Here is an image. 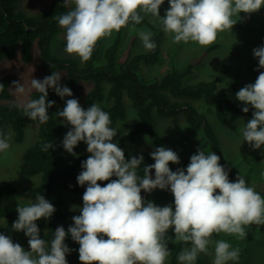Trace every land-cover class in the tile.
Instances as JSON below:
<instances>
[{"label": "clouds", "instance_id": "1", "mask_svg": "<svg viewBox=\"0 0 264 264\" xmlns=\"http://www.w3.org/2000/svg\"><path fill=\"white\" fill-rule=\"evenodd\" d=\"M164 2L64 0L69 10L56 17L65 30L64 51L87 62L100 40L129 25H139L146 15L160 23L173 43L210 46L220 33L232 30L242 19L241 13L250 16L264 7V0H168L170 7L161 18L159 9ZM138 36L145 50H155L151 31L141 30ZM253 56L258 60L257 71L264 69V46L253 49ZM60 80L56 72L42 81L31 78L30 88L41 95L22 104L29 120L43 124L50 119L48 109L55 102L48 100L49 88L62 99L73 96ZM13 86L16 94H25L24 85L14 82ZM235 95L246 105L242 112L248 113L249 105L255 110L239 130L244 141L254 150L260 149L264 145V71H259L255 83L245 85ZM56 115L71 125L62 141L64 150L74 154V148L83 141L90 153L77 176L78 185H87L80 215L73 216V225L67 231L57 227L49 246L40 238L36 222L54 214L53 204L44 195H37L34 203L18 204V219L12 229L25 234L30 251L14 243L10 236L0 234V264H67L66 256L71 250L64 241L69 236L79 245L80 264H166L171 255L167 237L170 228L175 233L173 242L191 245L178 254L179 264H195L198 255L207 254L212 244L213 264H227L239 259V249L224 240L213 241V234L243 239L247 226L264 224V197L248 186L242 175L231 182L214 152L198 148L186 170L178 168L173 172L169 165L180 163L178 154L158 147L150 154L154 163L143 166L141 177L137 169L144 164L143 155L126 161L124 150L113 142L118 131L110 126L109 113L98 104L85 110L77 99H67ZM10 138L11 133L0 132V153L10 148ZM53 147L48 142L42 150ZM153 170L154 179L150 175ZM98 182L107 183L101 186ZM156 189L170 190L174 211L171 205L160 207L144 200L142 191L151 193Z\"/></svg>", "mask_w": 264, "mask_h": 264}, {"label": "trees", "instance_id": "2", "mask_svg": "<svg viewBox=\"0 0 264 264\" xmlns=\"http://www.w3.org/2000/svg\"><path fill=\"white\" fill-rule=\"evenodd\" d=\"M63 2L64 0H52L44 11L26 15V11L18 8V0H0V61L12 60L19 47L21 61L28 64L32 60V48L36 46L46 77L50 76L52 72L59 73L61 86L69 87L73 93L71 98L81 101L82 108L85 110L91 104H100L102 110L109 113L112 121L110 126L113 128L117 122L125 119L123 97H127L135 111L137 121L126 134L117 138L114 143H118L126 157L140 133H146L151 139L153 142L151 152H142L136 156L143 155L144 157V164L137 169L139 176H143V166L154 163L150 154L156 148L164 147L162 137L154 128V113L172 119L184 114L187 124L192 130L202 131L209 142L210 149L220 157L221 166L228 171L229 180L235 182L236 179L223 159L218 139L206 120V116L195 109L192 101L203 100L208 106V114L215 115L220 123L232 129L231 123L225 118V111L237 116H248L250 119L254 111L249 105V112L244 113L242 108L246 105H238L235 102L237 80L234 79L230 89L222 93L216 92V79L184 85L183 79L191 74L194 65H197L201 57L183 69L169 71L158 80L147 82L141 79L134 71V67L140 63L148 64L156 60L163 37L161 25L158 26V31L153 33L152 39L156 44L154 51L145 50L144 53L134 55L132 48L135 39L132 38L127 50L117 55L120 36V32H118L113 42L104 50V62L100 66L95 65V59L101 46L100 41L97 43L91 59L87 62L82 63L76 59L55 57L51 52V43L61 32L56 17L67 12ZM142 25L154 30V27L145 18L138 26ZM212 48L214 46L209 47L205 52L208 53ZM81 81L92 83L85 95L79 90ZM13 82L14 77L10 74L0 77V85L4 86L0 88V132L5 133V128L9 126L14 141L20 143L24 139L25 126L27 124L36 126L35 138L23 152L19 170L26 176H40V181L36 186L19 189L6 182H0V198L6 194L26 199H35L37 195H44L45 199L53 204L56 211L49 219L42 218L36 223L39 230L43 232L40 234V238L48 241L50 246V242L54 238V231L59 227L58 222L62 219L59 213L60 199L53 194V186L60 183L68 192L83 195L87 185L83 187L78 185L77 176L82 171V162L86 159L79 156L70 161L62 170L57 169L61 151L64 149L62 141L71 127L55 119L54 108L58 103H61L64 108L69 97L62 99L49 88L48 100L54 101L55 104L48 109L50 119L41 124L38 120H29L22 105L12 100L9 87ZM105 85L107 89H105ZM39 95L41 94L33 90L29 98L37 99ZM48 142H52L54 147L49 151H43L42 145ZM189 163L190 158L184 161L185 170ZM152 173H155L154 170L150 175ZM247 178L245 177V180ZM143 193L142 191V197ZM2 218L6 219V225L0 234L10 236L13 232L12 224L18 219V213L0 206V219ZM63 228L65 231L68 230V227ZM253 228L264 231V224H253ZM67 239L72 240L70 236ZM23 244L29 248L28 239ZM190 247V244L184 242L168 243V248L173 251L169 264H177L178 254L184 248ZM197 262L199 263L198 258ZM230 264H236V262Z\"/></svg>", "mask_w": 264, "mask_h": 264}, {"label": "rangeland", "instance_id": "3", "mask_svg": "<svg viewBox=\"0 0 264 264\" xmlns=\"http://www.w3.org/2000/svg\"><path fill=\"white\" fill-rule=\"evenodd\" d=\"M51 1L52 0H18V8L26 11V15H32L44 11ZM169 7L168 0H165L164 4L161 5L159 9L161 18H163ZM66 10L68 11L69 8L66 7ZM240 15L244 16L242 13ZM144 18L154 27V30L145 25H129V27L121 29L117 55L127 50L132 38L135 39L132 53L136 55L145 52L142 41L139 39L138 32L145 30L154 33V31H158L160 23L154 20L150 15H146ZM248 18L250 19L248 22H243L241 19L231 31L226 30L220 33L216 42L205 47L199 46L193 42L173 43L171 36L163 32V37L160 41L161 48L156 60L148 64L140 63L134 67V71L141 79H144V81L151 82L160 79L161 76H164L173 69H183L195 59L201 57L197 65H194L191 74L183 79V84L191 85L199 81H211L216 79V92L222 93L228 91L233 80L236 79V94L245 85L255 83L259 71H264V69L257 71L259 67L258 60L253 56V49L264 46V7L258 12L248 16ZM116 34L117 32H113L110 37L100 40L101 46L95 59V65L100 66L103 64L104 50L113 42L117 36ZM65 45V30L61 28V32L58 33L51 43L52 54L58 58L81 61L79 57L67 54L64 51ZM212 46H214V48L206 53L205 51ZM31 55L32 60L28 64L23 63L20 58V50L18 47L12 60L0 61V77L10 74L14 77L15 83H19L21 86L24 85L26 89L25 94L18 95L14 92V82L9 87L12 100L18 102L20 105L30 100L29 95L33 91L30 88L31 78L42 81L46 77L36 46H33ZM253 73L256 74L253 75ZM91 85L92 83L90 81H81L79 86L80 92L85 95L91 88ZM105 89H107L106 85ZM69 99L72 98L69 97ZM234 100L238 105H244L236 99V95L234 96ZM123 101L125 105V119L117 122L114 126V129H116L118 133L117 136L113 138V142L120 136L126 134L137 121L131 102L125 96L123 97ZM192 103L199 113L206 116V120L218 139L223 159L233 177L235 179L239 175H242L244 178L248 177L246 179L248 186L254 187L255 191L264 197V176H262V173H264V145H262L260 149L254 150L244 141L242 133L239 130L250 118L248 116L233 115L225 111V118L231 123V129L220 123L215 115L208 114V106L203 100H195L192 101ZM79 104L82 107L81 101H79ZM62 110V104L58 103L54 108L55 119L71 127V125L67 124L66 121L56 115L58 111ZM153 124L156 132L163 139L164 147L173 150L179 156L180 163L178 165H169L173 172L178 168L184 169V161L195 154L198 148L201 150L206 149V152H213L202 131H194L188 126L184 114L172 119L164 118L154 113ZM24 131V139L22 142L18 143L14 141L12 131L10 127L7 126L5 128V134L11 133L9 141L10 148L5 153H0V182H6L18 189L36 186L40 181V176H26L19 170L22 154L25 149L32 144L35 138L36 126L27 124ZM152 148L153 142L151 139L146 133H140L135 139L132 150L125 159L129 161L133 156H137L142 152H151ZM73 151L74 154H69L64 149L61 151L57 163L58 170H62L70 161L79 156H83L87 159L90 155V153L87 152V145L83 141L79 142ZM219 163L221 165L220 161ZM151 177L154 179L155 173H152ZM113 179H116V177H113ZM106 183L107 182L102 183L101 186H104ZM53 194L60 199L59 213L62 219L58 222V225L69 228L73 225V216L80 215L79 209L83 206V195L68 192L60 183H56L53 186ZM143 198L146 202H154L155 205L160 207L171 205L174 211V197L170 190L156 189L151 193L144 192ZM34 202L35 199H26L10 194H6L0 198L1 207H6L15 211L18 204L25 206ZM5 225L6 219H0V231ZM245 231L247 234L243 239H238L234 235H227L224 233L213 234L212 239L213 241L224 240L230 243L233 248L239 249V259L236 261H228L227 264L234 262H236V264H264V231L259 228H253V224L247 226ZM42 233L43 232L40 230V234ZM167 237L170 238L168 243H178L173 242L175 239L174 229L170 228L168 230ZM10 238L14 243H19L26 251H30V249L23 244L24 241L28 239L23 232L13 231ZM64 243L71 250L70 254L66 256L67 263L80 264L78 252L79 245L67 238ZM170 251L171 255L168 257L166 264H169L173 256V251ZM214 256V244H212L209 245L207 254L200 253L198 255L199 263L213 264ZM199 263L196 260L195 264ZM177 264H179V261H177Z\"/></svg>", "mask_w": 264, "mask_h": 264}, {"label": "crops", "instance_id": "4", "mask_svg": "<svg viewBox=\"0 0 264 264\" xmlns=\"http://www.w3.org/2000/svg\"><path fill=\"white\" fill-rule=\"evenodd\" d=\"M244 16H241L242 17V21L244 22H248L250 19L248 18V15H245L244 13H242ZM258 17V16H257ZM259 18H263V17H259ZM256 73H253V75H255Z\"/></svg>", "mask_w": 264, "mask_h": 264}]
</instances>
